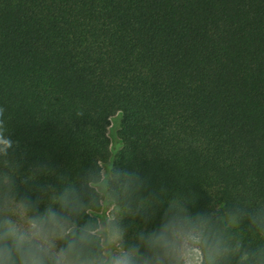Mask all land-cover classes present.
Returning a JSON list of instances; mask_svg holds the SVG:
<instances>
[{"label":"trees","instance_id":"obj_1","mask_svg":"<svg viewBox=\"0 0 264 264\" xmlns=\"http://www.w3.org/2000/svg\"><path fill=\"white\" fill-rule=\"evenodd\" d=\"M115 116L156 203L264 204V0H0V123L21 173L52 170L19 190L110 163Z\"/></svg>","mask_w":264,"mask_h":264},{"label":"clouds","instance_id":"obj_2","mask_svg":"<svg viewBox=\"0 0 264 264\" xmlns=\"http://www.w3.org/2000/svg\"><path fill=\"white\" fill-rule=\"evenodd\" d=\"M19 148L0 123V264H264V204L200 211L185 199L161 205L155 193L144 195L147 176L115 167L114 159L79 186L65 182L58 194L33 199L18 182L35 183L52 170L38 164L21 173ZM242 222L257 243L237 234Z\"/></svg>","mask_w":264,"mask_h":264},{"label":"rangeland","instance_id":"obj_3","mask_svg":"<svg viewBox=\"0 0 264 264\" xmlns=\"http://www.w3.org/2000/svg\"><path fill=\"white\" fill-rule=\"evenodd\" d=\"M118 125H119V116H115L112 118L110 121V126L108 129V135L111 141V157H110V162L114 157L116 156L117 152L122 148V143L119 141L118 137L116 136L117 130H118ZM108 164V163H106ZM105 165V164H104ZM102 165V168L103 166ZM105 213L112 211L111 209H104L103 210Z\"/></svg>","mask_w":264,"mask_h":264}]
</instances>
